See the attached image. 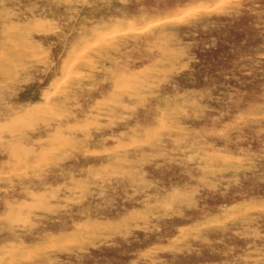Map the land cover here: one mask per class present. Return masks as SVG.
Segmentation results:
<instances>
[{
	"label": "rangeland",
	"instance_id": "1",
	"mask_svg": "<svg viewBox=\"0 0 264 264\" xmlns=\"http://www.w3.org/2000/svg\"><path fill=\"white\" fill-rule=\"evenodd\" d=\"M0 264H264V0H0Z\"/></svg>",
	"mask_w": 264,
	"mask_h": 264
},
{
	"label": "bare ground",
	"instance_id": "2",
	"mask_svg": "<svg viewBox=\"0 0 264 264\" xmlns=\"http://www.w3.org/2000/svg\"><path fill=\"white\" fill-rule=\"evenodd\" d=\"M153 21H154V20H153ZM149 24H151V23H149ZM145 25H146V24H145ZM100 34H101V33H100ZM103 34H104V33H103ZM99 36H100V35H99ZM102 37H103V36H102ZM95 38H97V37L95 36ZM100 38H101V37H100ZM97 40H98V39H97ZM85 43H86V42H85ZM94 43H95V42H94ZM82 45H83V44H82ZM82 45H81V48H83ZM87 45H88V44H87ZM79 46H80V45H79ZM85 47H86V46H85ZM76 49H77V48H76ZM76 49H75V50H76ZM80 51H81V50H80ZM82 52H83V51H81V53H82ZM79 53H80V52H79ZM81 53H80V54H81ZM73 55H74V54H73ZM76 55H77V52H76ZM70 57H71V56H70ZM79 57H80V56H79ZM79 57H78V58H79ZM72 59L74 60L75 58H72ZM78 60H79V59H78ZM70 61H71V59H70ZM72 62H73V61H72ZM69 63H70V62H69ZM66 65H69V64H66ZM71 65H72V64H71ZM64 67H65V66H64ZM64 69H65V68H64ZM70 72H71V71H70ZM68 75H69V74H68ZM65 76H66V75H65ZM62 78H64V77H62ZM57 84H58V83H57ZM55 85H56V84H55ZM54 88H56V87H54ZM51 137H52V136H51Z\"/></svg>",
	"mask_w": 264,
	"mask_h": 264
}]
</instances>
